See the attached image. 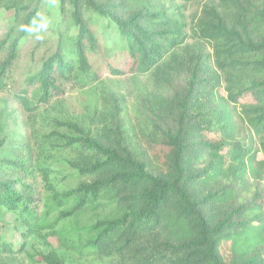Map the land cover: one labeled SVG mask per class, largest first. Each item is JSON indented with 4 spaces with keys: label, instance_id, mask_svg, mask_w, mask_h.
I'll return each mask as SVG.
<instances>
[{
    "label": "trees",
    "instance_id": "trees-1",
    "mask_svg": "<svg viewBox=\"0 0 264 264\" xmlns=\"http://www.w3.org/2000/svg\"><path fill=\"white\" fill-rule=\"evenodd\" d=\"M165 1L201 0H61L66 36L41 40L37 69L13 100L0 99V220L12 214L30 235L85 242L71 259L35 251L24 263L0 238V264H264V0L206 4L191 34ZM22 2L0 0V11H14L0 20L3 94L42 11V0L29 14ZM12 18L23 28L15 39ZM100 19L113 26L106 41ZM129 75L153 83L134 116L107 98L113 126L104 120L94 134L57 121L62 131L46 135L69 156L68 177L41 161L46 143L2 137L17 122L11 104L33 116L70 91ZM88 212L104 216L70 223Z\"/></svg>",
    "mask_w": 264,
    "mask_h": 264
},
{
    "label": "rangeland",
    "instance_id": "rangeland-1",
    "mask_svg": "<svg viewBox=\"0 0 264 264\" xmlns=\"http://www.w3.org/2000/svg\"><path fill=\"white\" fill-rule=\"evenodd\" d=\"M43 4L38 19L33 27L32 33L28 41H25L23 45L22 55L14 68V77L17 82H13L10 86V91L7 94L0 93V99H12V92L17 93L21 88L22 81L26 78L28 72L37 69L38 59L40 55L45 51V47L38 46L41 40H44L48 45L55 46L57 40L65 35V32L70 26V20L66 11L61 9V0H42ZM215 0H201L199 2L188 4L182 1H165L161 7L168 9L170 12L180 10L185 18L187 24V31L191 34V30L195 20L198 18L203 7L206 4L214 2ZM216 4L218 3L215 1ZM23 6H27L28 12L33 13L37 8L36 0H23ZM66 9V8H65ZM14 11L7 12L4 9L0 11V20L4 17H12ZM13 21L9 22L11 29V39H15L22 32L21 22ZM3 23V22H2ZM96 30L101 41H106L113 29L106 20H96ZM5 30V26L4 29ZM10 33V32H9ZM6 34L2 33V37ZM27 42V43H26ZM113 45V41L110 42V46ZM3 57H0L2 60ZM153 83L151 78L139 77L129 75L122 78H112L110 76L102 78L100 81L92 83L87 88L70 91L67 96L60 100H55L50 106H45L39 109V111L31 116L22 112V109L16 104H11L13 111L16 113L17 122L10 120V125L5 127L2 132V137L11 141L14 138L21 139L27 138L32 146L35 148L39 141L44 142L45 151L42 153L41 161H45L46 165L55 170L56 173L62 172L61 177H68L71 173L67 165V154L62 153L60 150H56L53 144H51L50 133L59 130L56 129L57 121H75L84 126L86 131L91 130L94 134H97L107 120L108 124L113 126L112 115L110 114V108L105 103L107 98H114L118 102L124 103V105H130V112L134 116L137 112L138 100L146 97L151 93ZM32 91V89H31ZM106 104V105H105ZM1 109V108H0ZM137 120L133 119L135 125ZM64 131V130H63ZM140 132H138L139 134ZM40 152V151H39ZM38 152V153H39ZM34 160L37 159V154ZM74 185H77L80 180L71 179ZM70 181V180H69ZM67 181L62 180L61 185H66ZM260 189L264 188V177L261 181L256 183ZM45 198V196H44ZM97 213H86L79 217L77 220H72L70 223L80 225H89L96 222L100 217ZM56 214L50 216V220L55 219ZM62 222L57 225V229L61 226ZM0 238L1 241H7L15 246L14 253L11 257L17 259L18 262L28 263L30 258L28 255L33 254L35 251L44 253H50L51 251L58 250L59 255H65L67 258L71 254L77 256L78 252L73 249V245L83 244L85 239L75 240L74 242H64L60 239V236L52 233L51 230L43 231L42 234L35 233L30 235L26 227L15 220V216L12 214H5L4 219L0 220ZM71 263V262H70Z\"/></svg>",
    "mask_w": 264,
    "mask_h": 264
}]
</instances>
